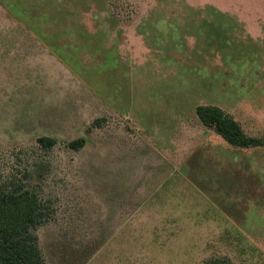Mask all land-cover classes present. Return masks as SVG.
I'll use <instances>...</instances> for the list:
<instances>
[{
    "label": "rangeland",
    "instance_id": "rangeland-1",
    "mask_svg": "<svg viewBox=\"0 0 264 264\" xmlns=\"http://www.w3.org/2000/svg\"><path fill=\"white\" fill-rule=\"evenodd\" d=\"M0 9V188L50 209L35 229L46 264H264V0ZM12 18L55 55L11 61L7 46L36 43ZM199 105L263 145L231 146Z\"/></svg>",
    "mask_w": 264,
    "mask_h": 264
},
{
    "label": "trees",
    "instance_id": "trees-1",
    "mask_svg": "<svg viewBox=\"0 0 264 264\" xmlns=\"http://www.w3.org/2000/svg\"><path fill=\"white\" fill-rule=\"evenodd\" d=\"M196 113L200 121L213 128L228 144L236 148L262 146L260 139L249 136L235 120L222 108L215 105H199ZM100 120L94 122L99 124ZM38 143L52 149L57 141L51 137H41ZM86 139L80 138L69 143L72 150H80ZM50 209L39 194L25 185H5L0 188V264H46L39 238L35 229L50 217ZM208 264H229L215 259Z\"/></svg>",
    "mask_w": 264,
    "mask_h": 264
},
{
    "label": "crops",
    "instance_id": "crops-1",
    "mask_svg": "<svg viewBox=\"0 0 264 264\" xmlns=\"http://www.w3.org/2000/svg\"><path fill=\"white\" fill-rule=\"evenodd\" d=\"M31 9L33 10L35 9L34 5H31ZM12 19L16 20L15 25L17 26L15 27V29L10 30L11 32L16 33L14 36H25L27 38L33 37L36 43L30 42L25 45L12 44V45L7 46L8 52L11 55V61L16 62V60H20V59L27 57L28 61L33 62L36 58L42 59L43 55H45L46 57H50V56L52 57L53 55H55V53L51 52L45 47L46 44L44 43L41 36L39 35L40 34L39 32H35L33 28L26 26V24L25 25L22 24V22L18 21L15 18H12ZM36 22H39V21H36ZM47 28H48V25H47ZM88 55H89L88 58L91 59V55L89 53ZM83 57H84V54H83Z\"/></svg>",
    "mask_w": 264,
    "mask_h": 264
}]
</instances>
